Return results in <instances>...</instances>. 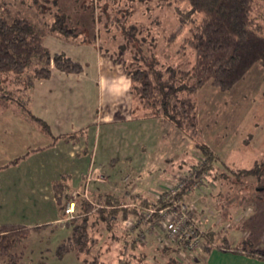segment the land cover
<instances>
[{
	"label": "rangeland",
	"instance_id": "rangeland-1",
	"mask_svg": "<svg viewBox=\"0 0 264 264\" xmlns=\"http://www.w3.org/2000/svg\"><path fill=\"white\" fill-rule=\"evenodd\" d=\"M186 6L185 3L169 6L144 0H0V13L9 20L25 17L37 25L44 47L53 54L63 52L81 62L85 75L94 81L98 90L110 84L106 81L104 67L107 59L120 64L127 74L131 70H146L150 64L154 70L164 71L170 67L184 72L189 70L195 61L193 50L186 44L190 25L174 42L166 41L179 26L178 8L185 10ZM252 17L264 32V0H254ZM130 34L134 36L133 41L127 38ZM141 56L147 58V62ZM90 91H94L93 87ZM194 98L198 116L194 129L182 130L167 120L152 117L149 110L137 102L136 121L124 125H98L97 115L94 120L90 118L86 127V163L75 162L68 186L62 182L67 186L60 205L64 212L62 224L66 225L76 216L74 213L69 220L65 208L69 202H74L76 209L80 195L95 206H98L96 195L100 191L127 192L128 196L139 194L156 201L179 180L186 185L193 165L204 157L198 145L208 146L220 157V164L224 162L235 169L252 168L264 160V66H255L230 90H221L208 83ZM89 103L88 111L93 113V97ZM1 104L0 167H3L18 156L21 148L20 145L13 151L11 144L26 141L29 146L34 145L41 140L43 128L15 102L7 106ZM98 126L100 132L97 134ZM218 169L222 174L225 168ZM13 172H19L16 164L0 168V223L9 220H3L8 213L3 203L10 204V197L15 199L17 186L13 182L19 185L24 176ZM215 174L202 176L185 199L194 212L196 223L204 230L215 231L218 240L227 235L231 243L237 245L249 238L257 247L264 248V203L256 200L258 192L253 185H244L253 179L247 178L246 183L237 184L233 178L215 180ZM88 179L87 188L93 194L88 198L84 196L86 192L76 196L81 185L83 191L86 190ZM39 205L41 208L44 204ZM31 223L35 222L28 221L26 225ZM133 226L134 221L122 223L115 219L109 230L94 213L89 234L96 241L88 254L78 256L72 251L59 258L57 248L71 236L72 229L55 225L33 231L13 252L22 255V264H38L39 261L85 264L86 258L96 264H118L124 251V228L130 231ZM152 226L155 225L151 223L150 228ZM158 229L155 228L154 234H146L143 240L138 238L140 251H150L149 246L157 243ZM204 261L202 255L196 264H206Z\"/></svg>",
	"mask_w": 264,
	"mask_h": 264
},
{
	"label": "trees",
	"instance_id": "trees-1",
	"mask_svg": "<svg viewBox=\"0 0 264 264\" xmlns=\"http://www.w3.org/2000/svg\"><path fill=\"white\" fill-rule=\"evenodd\" d=\"M144 1H158L169 6L173 3L187 4L185 10L178 8L179 26L166 37V41L174 42L177 35L190 25L186 44L193 50L195 61L186 72L171 67L164 71L154 70L151 64L146 70L129 71L132 93L137 104L149 110L152 117L167 120L182 130L194 129L198 124L194 96L200 88L210 83L221 90H230L244 80L255 66H264V32L252 17L254 0ZM127 38L134 40L131 34ZM141 59L147 62V58L141 56ZM53 68L67 74H80L84 70L80 62L67 54H53L44 47L41 31L28 18L15 17L9 20L0 13V103L7 106L8 103L15 102L20 109L27 112L31 120L48 133H51L49 125L32 113L30 102L36 82L50 79ZM69 137L74 138L75 134ZM198 147L204 157L193 165L187 184L169 198L167 192L156 201L139 194L128 196L127 192H99L96 195L98 206H95L82 195L78 196L76 216L66 224L72 229V234L59 244L57 256L62 258L72 251L78 256L89 253L91 244L96 241L89 234L90 219L95 213L98 220L104 222L109 230L112 229L115 219L122 223L134 221L131 232L129 228H124V251L118 264H196L202 255L206 259L213 250L235 252L264 261V248L257 247L249 238L234 245L227 235L218 240L215 231L204 230L199 224L197 226L202 230V241L201 248L195 253L188 252L178 242L163 246L157 241L149 246L150 251L139 250V236L151 223L157 221V216L148 220L145 214L151 208L185 202L189 190L194 184L197 187L196 184L202 176H210L216 172L213 176L215 180L230 181L233 178L237 184H243L245 179L252 178L253 183L245 182L244 185H253L258 192L256 200L264 203V160L252 168L235 169L227 163L220 164V157L208 146ZM221 167L225 169L219 174L218 168ZM54 188L61 205L62 193L66 192L67 186L57 182ZM48 227L51 225L30 227L23 224H0V264L4 261L8 264H22V255L13 252L14 248L33 231H42ZM84 262L96 264L87 258ZM38 264L48 263L39 261Z\"/></svg>",
	"mask_w": 264,
	"mask_h": 264
},
{
	"label": "crops",
	"instance_id": "crops-1",
	"mask_svg": "<svg viewBox=\"0 0 264 264\" xmlns=\"http://www.w3.org/2000/svg\"><path fill=\"white\" fill-rule=\"evenodd\" d=\"M104 67L108 79L106 81L110 84L105 89L99 87V91L95 88L94 81L85 75L84 66L80 74H67L53 68L50 79L38 81L34 85L31 111L49 125L51 133L43 130L41 140L31 146L26 141L15 144L13 138H9L13 143L10 145L13 151L20 145L21 148L14 160L0 168L16 164L19 172L13 173L24 176L19 180V185L13 182V185L17 186L15 199L10 197V204L3 203V207H8V213L4 215L3 220H9L5 223L26 225L31 221L35 223L27 226L55 225L67 229L68 227L62 224L64 212L56 197L54 186L57 182L68 186L67 181L72 176L75 162L86 163V127L90 124V118L94 120L97 115L98 125H124L136 121L138 106L132 93L129 75L120 64L116 65L108 59L104 60ZM92 87L94 91H90ZM91 97L94 101L93 113L88 111ZM96 129L98 134L99 126ZM74 134V138L69 137ZM63 135L64 137H60ZM78 171L81 172V169ZM89 182L90 179L86 181L85 191L92 195L93 192L87 188ZM82 186L78 188L79 193L76 196L85 193ZM40 203L44 204L41 208ZM205 263L264 264V261L235 252L213 250L205 259Z\"/></svg>",
	"mask_w": 264,
	"mask_h": 264
},
{
	"label": "built area",
	"instance_id": "built-area-1",
	"mask_svg": "<svg viewBox=\"0 0 264 264\" xmlns=\"http://www.w3.org/2000/svg\"><path fill=\"white\" fill-rule=\"evenodd\" d=\"M185 186V181L179 180L178 183L165 192L167 198L175 195ZM84 196L88 198L91 195L85 191ZM165 192L161 193L164 194ZM75 213V203L69 202L65 208V216L72 219ZM146 215V219L157 216V221L140 235L139 239L146 238V234H154L155 228L158 227L160 233L157 234V241L161 245L170 244V242L180 243L188 252L195 253L201 248L202 230L195 220L194 212L185 202H175L172 205L163 208H151ZM134 227V226H133ZM150 228V229H149ZM152 229V230H151Z\"/></svg>",
	"mask_w": 264,
	"mask_h": 264
}]
</instances>
